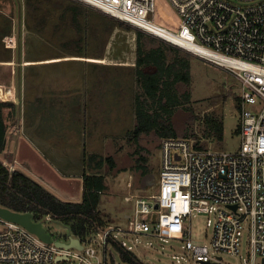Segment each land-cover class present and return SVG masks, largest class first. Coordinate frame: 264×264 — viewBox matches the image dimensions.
Wrapping results in <instances>:
<instances>
[{
    "label": "rangeland",
    "instance_id": "obj_1",
    "mask_svg": "<svg viewBox=\"0 0 264 264\" xmlns=\"http://www.w3.org/2000/svg\"><path fill=\"white\" fill-rule=\"evenodd\" d=\"M154 5V12L148 19L175 33L181 23L177 10L169 0H155ZM73 11L77 13L76 21L71 17ZM103 15L74 0H0V62L9 63L0 66V85L5 91L10 82L12 88L10 98H1L0 101H12L19 106L18 119L8 117L9 108L3 110L5 123L13 135L17 131V120L22 126L24 122L36 123L38 120L32 138L20 127L19 134L7 141L5 152L12 150L14 140L18 144L24 141L38 152L42 149V140L39 142L36 136L39 135L47 136L54 146H64L69 155H73L71 166L67 167L71 172L63 173V178L55 172L61 183L68 185L66 190L63 184L54 185L52 180L55 177L44 181L52 190L34 177L30 169L31 173L20 169L57 197L60 196L56 191L69 195L76 189L75 194H81L77 185L75 188L69 186V182L81 184L76 161H80L79 153L76 159L78 145L86 159L90 153H94L97 159L111 157L113 168L104 161L96 172L90 170L84 161V169L86 174L106 176V189L100 195L98 210L106 217V224H123L122 214L133 212L134 201L127 202L125 197H148L158 191L161 139L150 133L141 136L138 144L128 141L126 133L135 125V94L141 92L133 68L136 34L133 30L118 27H113L109 34L105 30L107 20ZM141 33L146 50L165 43L145 31ZM177 49V56H187L190 63V83L175 86L181 103L169 114L177 137L191 140L203 150L235 152L240 144L236 104L241 91L240 82L227 71ZM175 54L167 51L168 58ZM63 58L68 59L56 61ZM91 59H104V63L89 61ZM27 61L31 63L24 64ZM185 93L189 94L188 101L182 96ZM204 115L216 116L222 122L221 140L209 131L206 133ZM138 146L141 148L139 153L136 152ZM140 156L142 161L139 162ZM0 160L9 161V153L0 154ZM138 164L146 167L145 172L137 167ZM207 218L208 215L203 213L191 216L190 234L196 244L211 245L212 228L207 227ZM41 225L52 238L67 240L69 228L63 223L43 220ZM3 230L0 225V231ZM147 240L153 242L152 248L137 250L135 254L151 264H174L172 256L184 244L177 239H168L167 242ZM147 240L143 239L142 243ZM248 242L249 234L243 230L239 247L241 257L220 253L221 264H243L248 259ZM112 254L116 257L115 253ZM257 264H262L259 257Z\"/></svg>",
    "mask_w": 264,
    "mask_h": 264
},
{
    "label": "built area",
    "instance_id": "obj_2",
    "mask_svg": "<svg viewBox=\"0 0 264 264\" xmlns=\"http://www.w3.org/2000/svg\"><path fill=\"white\" fill-rule=\"evenodd\" d=\"M74 1L158 37L145 29L148 23L157 26L148 19L154 12L155 0ZM169 2L181 23L175 33L168 32L184 46L158 38L227 71L240 82L236 101L238 149L231 153L211 152L199 149L188 139L162 138L158 191L148 197H125L127 202L134 201L133 212L123 217V224L107 223L83 241L71 233L67 240L48 234L51 242L46 243L23 226L0 217L4 227L0 231V264H122L112 243L135 254L152 248L153 242L147 239L184 242L172 256L174 264H221L220 253L241 257L243 230L249 234L248 259L243 264H257L258 257L263 260L264 0ZM3 163L10 172L18 170L16 160ZM194 213L208 215L210 246L191 239L190 220ZM44 221L53 219L45 216ZM71 238L78 239L80 249L56 245L69 244ZM143 239L147 241L142 243Z\"/></svg>",
    "mask_w": 264,
    "mask_h": 264
},
{
    "label": "trees",
    "instance_id": "obj_3",
    "mask_svg": "<svg viewBox=\"0 0 264 264\" xmlns=\"http://www.w3.org/2000/svg\"><path fill=\"white\" fill-rule=\"evenodd\" d=\"M103 16L107 20L105 30L109 34L113 27L133 30L136 34L133 68L141 92L135 94L133 106L135 125L132 130L126 133L128 141L138 144L141 136L150 133H154L160 139L177 138L178 135L169 114L181 103L175 86L179 83L184 85L190 83L188 57L177 56L179 50L166 43H160L157 47L146 50L142 44L141 31L109 16ZM71 17L76 21L77 13L73 11ZM167 51L176 54L172 58H168ZM93 56L95 58L102 57L101 55ZM182 96L184 100L188 101V93ZM18 107V104L12 101H0V154L7 149L9 133L3 110L9 108L8 117L14 119L17 117L18 119ZM203 122L206 133L209 131L215 138L222 139L223 124L216 116L204 115ZM198 148L203 150L201 147ZM140 149L138 146L136 152L139 153ZM9 159L11 162L13 157L9 155ZM89 159L95 161L96 169H100L104 161L109 164L110 168L114 166L111 157L105 159H97L95 155H89L87 159L85 157V161ZM140 161H142V156L139 157ZM137 167L141 168L143 172L146 170V167H142L141 164H138ZM105 188V175L84 173L80 201L77 203L64 201L21 170L10 172L0 160V206L14 212L30 213L34 222H40L44 220L45 216H50L53 220L66 225L69 228V233L81 241L106 224V217L104 218L98 210L100 195ZM112 247L122 264H151L123 249L117 243H112ZM112 261H114V257H112Z\"/></svg>",
    "mask_w": 264,
    "mask_h": 264
},
{
    "label": "crops",
    "instance_id": "obj_4",
    "mask_svg": "<svg viewBox=\"0 0 264 264\" xmlns=\"http://www.w3.org/2000/svg\"><path fill=\"white\" fill-rule=\"evenodd\" d=\"M37 101H40V100L37 99ZM36 113L38 114L39 110H37ZM37 123H38V120H36V123L27 124L24 122L23 126H22L20 124V120H17V124H16L17 131L14 133V135H13V132L9 131L8 141L10 142L9 139L11 137L14 138L16 134L17 135L19 134L18 130L20 127H21V129H20L21 131H24L25 133H27L28 136H30L32 138V136L35 135L34 132H35V127L37 126ZM28 125L30 127H28ZM36 136L38 137L37 139L39 140V142H40V140H42V142H40L42 149L39 150L38 152H37V149H36V151H34L24 141H22L20 144H18V141L14 140V143L12 145V150L9 152H4V155L9 153V155H11V157H13V160L17 161L19 170L22 169L26 172H30L29 171V169H30L32 174L34 175V177L39 178L40 181H43V183H46L44 181L51 180L50 177H53V178L55 177V180H52L54 182V185L55 184L56 185H62L63 183H61V180L57 177L55 172H58L61 175V177L63 176L62 175L63 173L71 172L70 170L67 169V167L71 166V157L73 155L70 156L69 153L67 152V148H65L64 146L55 145L57 147L56 148L54 146V144H52L51 142H49L47 140V136H39V135H36ZM7 149H8V147H7ZM7 149H6V151H7ZM80 149H82V148H80V146L78 145L76 156L79 153L80 161L78 159L79 156H77L76 159H78V160H76V161H77V172L80 173L78 176L81 179V184L77 183V181L72 182V183L69 182V186H74V188H75L77 185L78 188L81 190V193H82V176L84 173L86 174L87 172H85V169H84L85 154L83 151V155H82ZM90 155H95V154L90 153ZM95 157H96V155H95ZM96 158H98V157H96ZM90 161H92V162H89V161L86 162L85 161L86 166L90 170L97 172L98 169H96L95 161H93V160H90ZM90 164H92V165H90ZM46 185H47V183H46ZM47 186L53 190V188H51L49 185H47ZM105 186H106V184H105ZM62 187L66 190L68 185L63 184ZM75 191H77V190L74 189L71 194L68 193L69 195H63L57 191H56V193H58V195L60 196L59 198L60 199L63 198L62 200H64V201L71 200L74 202H79L81 199V194H75ZM73 195H75V196H73ZM72 197H76V198L71 199ZM99 204H100V202H99ZM125 215H126V213L122 214L123 217Z\"/></svg>",
    "mask_w": 264,
    "mask_h": 264
},
{
    "label": "water",
    "instance_id": "obj_5",
    "mask_svg": "<svg viewBox=\"0 0 264 264\" xmlns=\"http://www.w3.org/2000/svg\"><path fill=\"white\" fill-rule=\"evenodd\" d=\"M0 217L3 219L17 223L30 232L34 233L40 240L46 243H50L51 239L50 236L45 232L44 228L40 224V222H34L32 220L31 214L30 213H19V212H14L8 208L0 206ZM58 246H67V247H76L78 249L81 248V245L76 238H71L69 244H63V243H56ZM204 264H210L208 262ZM262 264H264V258L262 260Z\"/></svg>",
    "mask_w": 264,
    "mask_h": 264
},
{
    "label": "bare ground",
    "instance_id": "obj_6",
    "mask_svg": "<svg viewBox=\"0 0 264 264\" xmlns=\"http://www.w3.org/2000/svg\"><path fill=\"white\" fill-rule=\"evenodd\" d=\"M145 29H147L149 32H151L152 34H154V35H156V36H158V37H162V38H166V39H168L169 41H172L173 43H175V44H177V45H181V46H184L183 45V42L182 41H180L178 38H177V36H175V35H173V34H171V33H169L168 32V30H166V29H164V28H162V27H159V26H155V25H152L151 23H148V25L146 26V28ZM119 34V33H118ZM115 38V37H114ZM120 38H122V37H120ZM125 44V43H124ZM113 46V45H112ZM126 52V51H125ZM131 53V52H130ZM113 55V54H112ZM116 57V56H115ZM65 59H68V58H63V59H58V60H56V61H59V60H65ZM121 59V58H120ZM123 60V59H122ZM89 61H92V62H97V63H104V59H91V60H89ZM41 62H47V61H41ZM29 63H31V62H29V61H27V62H25L24 64H29ZM1 65H3V66H7V65H9V63L7 62H0V66ZM7 69V68H6ZM3 73V72H2ZM8 73V72H7ZM4 74V73H3ZM6 74V73H5ZM8 77V76H7ZM7 79V78H6ZM3 82H5V81H3ZM7 82V81H6ZM4 85H5V83H4ZM11 94H12V88H11V84H10V82H9V86H8V89H6L5 91H4V89H3V86L2 85H0V99L1 98H4V99H6V98H10V96H11Z\"/></svg>",
    "mask_w": 264,
    "mask_h": 264
}]
</instances>
